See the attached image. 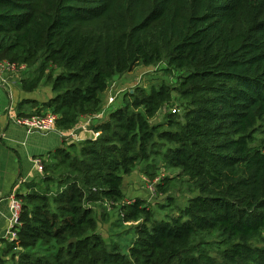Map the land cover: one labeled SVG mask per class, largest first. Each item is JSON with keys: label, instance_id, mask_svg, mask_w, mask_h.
Segmentation results:
<instances>
[{"label": "trees", "instance_id": "trees-1", "mask_svg": "<svg viewBox=\"0 0 264 264\" xmlns=\"http://www.w3.org/2000/svg\"><path fill=\"white\" fill-rule=\"evenodd\" d=\"M0 61L38 65L41 75L59 70L21 88L51 85L52 98L32 115H56L64 132L100 111L101 95L127 64L163 62L186 72L177 89L128 94L93 125L98 138L40 157L43 174L17 195L19 225L14 238L1 240L0 264H158L167 257L172 264H264V146L250 148L264 124V0H0ZM174 92L185 102L182 116L155 123ZM153 156L180 176L206 168L225 191L197 203L203 214L189 207L163 220L143 199L122 204L124 177L140 164L151 168ZM162 181L157 190L165 195L173 185ZM98 201L120 205L122 221L138 223L123 248L96 232ZM214 233L228 245L216 257L194 245ZM258 239L263 247L247 259L228 249Z\"/></svg>", "mask_w": 264, "mask_h": 264}, {"label": "rangeland", "instance_id": "rangeland-1", "mask_svg": "<svg viewBox=\"0 0 264 264\" xmlns=\"http://www.w3.org/2000/svg\"><path fill=\"white\" fill-rule=\"evenodd\" d=\"M27 72V71H26ZM25 72V73H26ZM52 73L56 75L58 69H47L43 75L38 70V65L30 68L26 73L25 81H31L32 78L41 76L46 83L45 75ZM186 72L169 69L165 63H156L151 66L135 65L131 69L127 67L116 73L107 88L101 95V115L93 125L105 119L108 114L118 107L124 105L128 101V94H133L137 89L148 90L150 87L158 88L161 85L169 86L177 89L182 77ZM29 77V78H28ZM33 78V79H34ZM114 97V102L108 108H105L107 98ZM182 100L177 92L172 94L171 102L163 107L154 119L155 123H163L168 113H173L177 117L182 116L183 105ZM182 123V119H180ZM67 143V142H65ZM264 146V124L259 122L253 130V142L250 144L252 150L262 149ZM160 151H163L162 149ZM152 167L147 168L146 165L140 164L134 171L124 177L122 185L123 201L122 204L131 202L136 198L143 199L152 210L155 219L163 220L168 216L177 214L180 210L192 208L197 213L203 214L197 203L206 200V197L220 194L225 189H220L213 182L211 176L214 172H209L206 168L197 167L193 174H179L177 170L168 169L162 163L161 157H154L149 162ZM150 172V174H148ZM164 178H170L173 187L167 194L163 195L157 190L158 184H163ZM171 199V203L169 202ZM166 205L165 208L163 206ZM120 205L115 207L98 201L93 204L95 218L97 220V233L109 247L119 246L123 248L134 237V228L138 224L126 223L122 221L119 212ZM264 238V234L262 236ZM194 245L205 248L214 257L219 256L228 245L223 244L217 234H201L194 239ZM263 244L261 239L255 240L248 246H240L237 243L229 244V250L235 257L247 259L249 251L252 248H261ZM158 264H172V259L163 258Z\"/></svg>", "mask_w": 264, "mask_h": 264}, {"label": "crops", "instance_id": "crops-1", "mask_svg": "<svg viewBox=\"0 0 264 264\" xmlns=\"http://www.w3.org/2000/svg\"><path fill=\"white\" fill-rule=\"evenodd\" d=\"M29 70L27 68L26 71ZM25 72L19 76H4L5 82L0 85V248L1 240L8 239L11 232L9 198L13 189L17 186V195L23 194L26 192L25 185L38 181L43 174V169L39 170L35 161L43 164L41 156H46L65 144H77L91 137V130L83 128L81 120L74 129L78 134V139L74 142L64 140L56 134L28 135L16 126L15 118L35 114L41 108L40 104L53 96L48 83H41L32 92L23 91L21 83L27 78Z\"/></svg>", "mask_w": 264, "mask_h": 264}, {"label": "built area", "instance_id": "built-area-1", "mask_svg": "<svg viewBox=\"0 0 264 264\" xmlns=\"http://www.w3.org/2000/svg\"><path fill=\"white\" fill-rule=\"evenodd\" d=\"M27 70V67L25 65H17L14 63H9L7 61H0V85H2L5 80L4 76H19L22 73H24ZM114 102V97L107 98L105 108H108L112 103ZM101 112H98L97 114L93 116H85L81 117V125L83 128L90 129L91 130V137L93 139H96L99 137L100 133H94L92 131L93 122L98 120L100 117ZM56 120L57 116L46 112L43 114L38 115H29V116H21L14 119V124L20 128H22L26 134H38L41 136H48L51 134H56L60 138L64 140H68L71 142H74L78 139V134L75 130L71 131H61L56 127ZM35 166L42 170V164L40 161H35ZM18 187L16 186L13 189L12 194L10 195L9 201V219L11 223V229L9 233V238L12 239L15 237V233L12 229L15 227H18L19 225V216L21 212V200L17 196V190Z\"/></svg>", "mask_w": 264, "mask_h": 264}]
</instances>
